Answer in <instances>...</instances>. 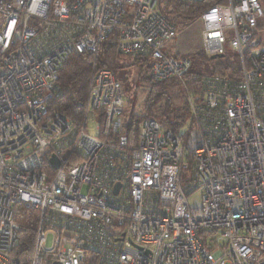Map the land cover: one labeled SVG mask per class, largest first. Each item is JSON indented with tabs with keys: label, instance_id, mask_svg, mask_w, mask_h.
I'll return each instance as SVG.
<instances>
[{
	"label": "built area",
	"instance_id": "built-area-1",
	"mask_svg": "<svg viewBox=\"0 0 264 264\" xmlns=\"http://www.w3.org/2000/svg\"><path fill=\"white\" fill-rule=\"evenodd\" d=\"M169 1L0 0V264H264V5L201 14L203 53L231 50L238 70L189 91L191 60L164 51ZM110 36L152 59L153 80L182 82L186 139L146 118L131 145L124 86L95 62L82 125L50 112L69 56L96 59ZM24 210L37 216L29 261L13 256Z\"/></svg>",
	"mask_w": 264,
	"mask_h": 264
},
{
	"label": "trees",
	"instance_id": "trees-1",
	"mask_svg": "<svg viewBox=\"0 0 264 264\" xmlns=\"http://www.w3.org/2000/svg\"><path fill=\"white\" fill-rule=\"evenodd\" d=\"M221 2H224V0H202L201 2L170 0L171 10L166 13L160 7V11L168 22L177 27L176 21L179 18L186 21L192 20ZM261 2L264 5V0H261ZM226 55L227 53L218 59L208 58L211 62H217L215 74L237 73V60H232ZM123 57L117 48V39L114 36H110L101 44L96 59L90 53L70 55L59 72L56 93L49 101L50 112L61 114L76 128L81 126L94 62L98 69H108L115 75L114 70L118 68ZM129 58L135 60L140 69L146 72L147 77L143 78V82L148 84L143 114L138 116L133 113L126 119L125 134L128 136L130 144L137 145L139 124L149 117L158 120L164 128L172 131L176 136L186 139L191 130L192 121L188 95L182 82L174 78L166 81H155L151 76L153 61L150 57L136 56ZM199 80L200 75L195 74L191 69L186 75L184 83L189 91H194L199 88ZM174 92L179 97H176ZM177 98L179 103H177ZM23 213L26 218L23 223V230L19 234V244L13 252V256L20 261H29L34 248L37 216L25 210Z\"/></svg>",
	"mask_w": 264,
	"mask_h": 264
},
{
	"label": "rangeland",
	"instance_id": "rangeland-1",
	"mask_svg": "<svg viewBox=\"0 0 264 264\" xmlns=\"http://www.w3.org/2000/svg\"><path fill=\"white\" fill-rule=\"evenodd\" d=\"M161 8L166 13L171 10L169 3ZM200 16L188 21L179 18V20L176 21L177 27L175 26L178 31L177 36L164 48V51L172 56L190 59L192 62V71L195 74L200 75L201 78L203 76L214 75L217 62L209 61V57H207L202 51L204 48L202 35L204 24L200 19ZM171 19L173 18L171 17ZM226 56L228 58L230 57L232 60L236 59L235 53L231 50L227 52ZM114 72L116 78L123 84L127 93V107L124 112L125 120L133 113L141 116L144 112V100L148 90V84L143 82V78L147 77L146 72L143 69H140L135 60L125 56L122 58L118 68H116ZM174 95L179 97L175 92ZM177 103H179V99ZM90 125H92L90 126L91 133H94L95 127H93V123ZM198 198V196L193 197L191 202Z\"/></svg>",
	"mask_w": 264,
	"mask_h": 264
},
{
	"label": "water",
	"instance_id": "water-1",
	"mask_svg": "<svg viewBox=\"0 0 264 264\" xmlns=\"http://www.w3.org/2000/svg\"><path fill=\"white\" fill-rule=\"evenodd\" d=\"M220 57H221V56H218V57L213 56L212 59H216V58H220ZM51 162H52V165H53V167H54L55 169H57V168L59 167V163H58L56 157H53V158L51 159ZM119 187H120V185L118 184V185L116 186L115 192H118ZM53 264H60V263H59V262H54Z\"/></svg>",
	"mask_w": 264,
	"mask_h": 264
}]
</instances>
